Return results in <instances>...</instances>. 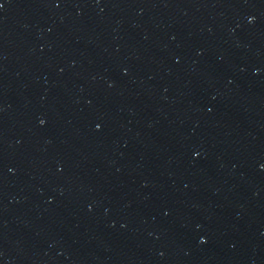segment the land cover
<instances>
[{
    "label": "water",
    "instance_id": "1",
    "mask_svg": "<svg viewBox=\"0 0 264 264\" xmlns=\"http://www.w3.org/2000/svg\"><path fill=\"white\" fill-rule=\"evenodd\" d=\"M0 264H264V0H0Z\"/></svg>",
    "mask_w": 264,
    "mask_h": 264
}]
</instances>
